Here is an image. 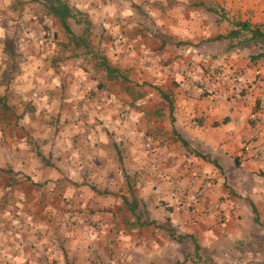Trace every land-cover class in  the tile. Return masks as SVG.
Returning a JSON list of instances; mask_svg holds the SVG:
<instances>
[{"label": "crops", "instance_id": "obj_1", "mask_svg": "<svg viewBox=\"0 0 264 264\" xmlns=\"http://www.w3.org/2000/svg\"><path fill=\"white\" fill-rule=\"evenodd\" d=\"M75 2L0 80V264H264V0Z\"/></svg>", "mask_w": 264, "mask_h": 264}, {"label": "rangeland", "instance_id": "obj_2", "mask_svg": "<svg viewBox=\"0 0 264 264\" xmlns=\"http://www.w3.org/2000/svg\"><path fill=\"white\" fill-rule=\"evenodd\" d=\"M63 1L77 9L75 0ZM58 28L64 30L59 19L48 13L43 0H0V80L7 81L19 70L17 63L25 56L20 48L23 31H33L38 43L52 45ZM48 32L51 37H47Z\"/></svg>", "mask_w": 264, "mask_h": 264}, {"label": "built area", "instance_id": "obj_3", "mask_svg": "<svg viewBox=\"0 0 264 264\" xmlns=\"http://www.w3.org/2000/svg\"><path fill=\"white\" fill-rule=\"evenodd\" d=\"M51 33L48 32L47 33V37H51ZM229 79V77H228ZM227 80V79H226ZM79 84L84 88V90H86L87 92H91L93 90V86L91 85V83H87L84 79H80L79 80ZM123 114L124 111H123ZM256 137L255 136H252L243 146V150H244V153L246 155H248L250 158H253V159H260L263 157L264 155V143H261V144H258V145H254L253 144V140L255 139ZM145 149L146 151L148 152L149 156L151 159H154L156 158V151H155V148H154V145L151 141H146L145 143ZM173 193L174 195L178 196L181 198L182 200V203L184 201H186V204L188 203L187 202V198L185 197L184 195V189L181 187V185L179 184H176L174 185L173 187ZM214 208H220V203L217 202L214 204Z\"/></svg>", "mask_w": 264, "mask_h": 264}, {"label": "trees", "instance_id": "obj_4", "mask_svg": "<svg viewBox=\"0 0 264 264\" xmlns=\"http://www.w3.org/2000/svg\"><path fill=\"white\" fill-rule=\"evenodd\" d=\"M48 13L53 17L60 19L66 30H70L67 20L74 16L72 8L63 0H43ZM10 76L9 78H11ZM7 78V79H9Z\"/></svg>", "mask_w": 264, "mask_h": 264}]
</instances>
